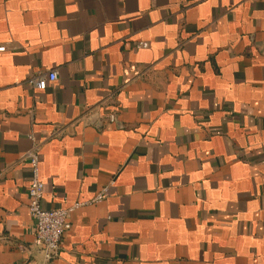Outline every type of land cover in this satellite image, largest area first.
Masks as SVG:
<instances>
[{
  "label": "crops",
  "instance_id": "crops-1",
  "mask_svg": "<svg viewBox=\"0 0 264 264\" xmlns=\"http://www.w3.org/2000/svg\"><path fill=\"white\" fill-rule=\"evenodd\" d=\"M0 47V264H264V0H0Z\"/></svg>",
  "mask_w": 264,
  "mask_h": 264
},
{
  "label": "built area",
  "instance_id": "built-area-1",
  "mask_svg": "<svg viewBox=\"0 0 264 264\" xmlns=\"http://www.w3.org/2000/svg\"><path fill=\"white\" fill-rule=\"evenodd\" d=\"M137 46L138 48H147L148 44L139 43ZM6 51L7 47H0V53ZM47 80L50 82L57 81L58 72L53 70L33 76L29 82L38 88H44ZM107 121L114 123L116 116L111 115ZM23 161L30 164L33 173L28 191V210L34 221L35 246L40 250L47 263L53 262L59 258L65 234L71 230V214L80 205H74L69 208L47 209L44 206L45 184L40 177V157L38 152L28 153L23 157ZM106 192L105 190L100 194L96 202L102 201Z\"/></svg>",
  "mask_w": 264,
  "mask_h": 264
}]
</instances>
